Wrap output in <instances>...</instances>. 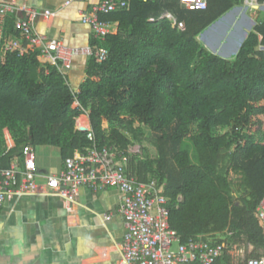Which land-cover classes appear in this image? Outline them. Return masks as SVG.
I'll return each mask as SVG.
<instances>
[{
  "label": "trees",
  "instance_id": "trees-1",
  "mask_svg": "<svg viewBox=\"0 0 264 264\" xmlns=\"http://www.w3.org/2000/svg\"><path fill=\"white\" fill-rule=\"evenodd\" d=\"M235 2L208 0L205 10H187L177 0H131L101 15L117 31L103 42L92 39L108 55L86 58L77 92L54 66L44 72L38 48L0 56V166L22 163L26 144L58 147L63 161L75 150L85 153L90 141L75 122L87 115L98 145L154 142L156 157H146L144 148V158L132 156L130 165L139 180L164 183L169 223L182 241L204 235L263 247L256 208L264 197V19L231 59L197 39ZM163 10L185 29L159 18ZM231 171L240 174L244 195L236 197Z\"/></svg>",
  "mask_w": 264,
  "mask_h": 264
},
{
  "label": "built area",
  "instance_id": "built-area-1",
  "mask_svg": "<svg viewBox=\"0 0 264 264\" xmlns=\"http://www.w3.org/2000/svg\"><path fill=\"white\" fill-rule=\"evenodd\" d=\"M75 0H64L69 5ZM131 0H100L89 10L81 13L82 23L91 27L93 38L103 42L113 33V22L101 20L100 16L116 10L128 8ZM157 1V0H143ZM181 8L205 10L208 0H178ZM259 0H242L243 9H256ZM49 9H38L28 4L0 0V56L12 50L22 55L28 48L40 50L41 67L45 73L49 66L67 76L75 57H93L97 62L107 58L108 51L102 45L88 44L73 47L60 39H48L35 30L37 18H48ZM159 18L170 20L172 27L185 29L183 20L168 10H163ZM154 20L153 17L149 18ZM12 23L13 30L20 36H11L7 30ZM77 92V90H74ZM79 106L77 100L73 107ZM87 117V116H86ZM76 118L75 129L86 132L90 147L82 153L78 150L67 158L62 169L55 174H46L45 183L39 185L34 148L26 144L22 148L23 165L12 161L9 167L0 169V206L5 200L18 198L28 193H43L60 197L68 202L75 201L80 187L99 191L113 187L119 193L117 212L124 222L123 240L120 246L121 264H264V253L250 256L253 245L240 240L223 239L212 242L204 235L182 241L170 226V199L164 194V183L158 184L152 178L138 179L130 165V158H144V142L131 139L126 147L119 144L98 145L90 123L81 124ZM81 131V130H80ZM182 196L177 197V203ZM256 212L262 229L264 244V197ZM103 214V219H109Z\"/></svg>",
  "mask_w": 264,
  "mask_h": 264
},
{
  "label": "crops",
  "instance_id": "crops-1",
  "mask_svg": "<svg viewBox=\"0 0 264 264\" xmlns=\"http://www.w3.org/2000/svg\"><path fill=\"white\" fill-rule=\"evenodd\" d=\"M2 1L25 3L52 11L50 17H39L35 22V30L48 39H60L73 47L91 44V27L82 23L80 17L82 12L100 0H75L67 6L63 5L64 0ZM237 1L242 3V0ZM259 3H262L259 6L261 9L254 10V19L249 18L242 7H232L226 11L225 17L230 16L227 25H230L227 30L229 35L220 37L222 29H212L213 25L207 38L210 44L206 42V46L225 59L235 55L248 32L244 31L241 38L234 28L240 25L251 31L259 19H264V0H259ZM9 23L8 34L19 36ZM113 24V33H116L117 24ZM239 37L241 40L237 44ZM214 40L219 42L218 47H212ZM260 48L264 50V46ZM85 61L83 57L73 59L72 68L67 74L73 90H78L84 80ZM87 120L89 123L88 116L86 119L79 118V121ZM3 132L7 149L12 148L14 141L8 130L4 129ZM33 148L38 173L36 180L43 185L45 175L57 173L65 161L61 159L58 147L41 145ZM12 161L23 165V161L20 163L17 159H11L6 167L0 166V169L9 167ZM119 201V193L113 187L94 192L84 186L80 187L73 202L43 193H28L5 200L0 206V264H121L120 246L125 228L123 218L117 212ZM103 214H108L109 219L104 220ZM253 253L262 255L264 246L254 247L250 256Z\"/></svg>",
  "mask_w": 264,
  "mask_h": 264
},
{
  "label": "rangeland",
  "instance_id": "rangeland-1",
  "mask_svg": "<svg viewBox=\"0 0 264 264\" xmlns=\"http://www.w3.org/2000/svg\"><path fill=\"white\" fill-rule=\"evenodd\" d=\"M178 1V0H177ZM260 5H262V3H260ZM234 7H242V3L240 2H235V5L233 6V8ZM258 8H260V7H258ZM257 8V9H258ZM261 9V8H260ZM255 9H253L252 11L250 10V9H246V15L249 17V18H253V16H255V11H254ZM233 14V13H232ZM231 15V14H230ZM262 15H264V13L262 14ZM222 17H220L219 19H216V21H214V22H212L207 28H205L204 30H202L199 34H198V41L204 46V47H206L209 51H211L212 53H214L210 48H208L207 46H206V42H208V44H210V40H208L207 38L209 37V35H211V27L213 26V25H215V26H213V28L212 29H214V27L216 28V27H220V29H222V32H220V37H225V36H228L229 34H228V27H230V25L229 26H227L228 24H229V22H228V19L230 18V16H226L225 18H222ZM254 19V18H253ZM230 20V19H229ZM257 21V20H256ZM233 30V29H232ZM234 30L235 31H237V32H239L241 35H240V37L242 36V34H243V32L244 31H246V32H249L248 30V28H244V27H242V26H240V25H237L235 28H234ZM221 31V30H220ZM237 38V44L240 42V40H241V38ZM215 42V43H214ZM214 42H213V44L211 43V45H212V47H218V44H219V42L217 41V40H214ZM235 55H232V57L231 58H233ZM230 58V59H231ZM85 116H87V115H85ZM224 131V129H219V132H223ZM144 144L146 145L145 146V148H146V157H148V158H154V157H156V155H157V151H156V147H155V145H154V142L152 141V140H144ZM185 146L189 149V151H190V154H192L193 155V149H192V147L190 146V144H189V140H185ZM36 147H38V146H36ZM192 161L193 162H195L196 161V159L192 156ZM229 178H230V180H231V182H232V185H233V189H234V191H235V194H236V197H239V196H241V195H244L245 194V192H244V190L242 189V187H241V185H240V180H241V177H240V174L239 173H236V172H233V171H231L230 172V174H229ZM154 179L155 180H157V177H154Z\"/></svg>",
  "mask_w": 264,
  "mask_h": 264
},
{
  "label": "bare ground",
  "instance_id": "bare-ground-1",
  "mask_svg": "<svg viewBox=\"0 0 264 264\" xmlns=\"http://www.w3.org/2000/svg\"><path fill=\"white\" fill-rule=\"evenodd\" d=\"M79 121V120H78ZM79 123H81V124H87V122L86 121H79Z\"/></svg>",
  "mask_w": 264,
  "mask_h": 264
},
{
  "label": "water",
  "instance_id": "water-1",
  "mask_svg": "<svg viewBox=\"0 0 264 264\" xmlns=\"http://www.w3.org/2000/svg\"><path fill=\"white\" fill-rule=\"evenodd\" d=\"M226 14H224L222 17H225ZM81 131H84L85 129L82 127L80 128Z\"/></svg>",
  "mask_w": 264,
  "mask_h": 264
}]
</instances>
